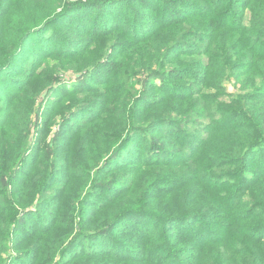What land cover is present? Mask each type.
<instances>
[{
	"label": "trees",
	"instance_id": "trees-1",
	"mask_svg": "<svg viewBox=\"0 0 264 264\" xmlns=\"http://www.w3.org/2000/svg\"><path fill=\"white\" fill-rule=\"evenodd\" d=\"M4 87L0 264H264V0H0Z\"/></svg>",
	"mask_w": 264,
	"mask_h": 264
},
{
	"label": "rangeland",
	"instance_id": "rangeland-1",
	"mask_svg": "<svg viewBox=\"0 0 264 264\" xmlns=\"http://www.w3.org/2000/svg\"><path fill=\"white\" fill-rule=\"evenodd\" d=\"M81 1H85V0H81ZM115 1V0H114ZM120 7V6H119ZM125 6H122V10L124 9ZM156 21L152 20V23L155 24ZM244 22H246V24L249 23L248 21V18L246 17L244 19ZM67 28L66 27V24H64V22H57L55 25H54V28L51 29V32H48L49 35H51L52 33H54L55 31H57L58 29H65ZM41 52H39L38 49H36V47H33L31 46L30 44H28V48L27 49H23V54L25 55L24 56V59L21 61V62H17V63H20L21 65V69H20V73L21 75H24V76H28L29 73L28 72H31V64H39L40 61H43V55L40 54ZM17 61H18V57H17ZM43 65V63L38 67V69H40V67ZM87 72V71H85ZM84 72V73H85ZM28 73V74H27ZM71 75V76H70ZM76 76L74 74H68V77L67 79H72L71 80V85L75 82V78ZM90 81L91 83H93V81L91 80H88ZM70 85V83H69ZM237 86V83L236 81L233 79L231 80L230 82L226 83L225 85V91L226 92H232L235 90ZM6 90H5V87L4 88H1L0 90V96L2 99H0V106H4L5 105V101L7 100V94H6ZM91 112H94V110H90ZM90 111L88 110H83L81 112H79L77 114V119H73V121H80L81 119H86V117H88ZM91 115V113H90ZM71 125V124H70ZM69 126V125H68ZM199 146V145H198ZM257 162H259V160H256ZM64 171H62L60 173V175H62ZM55 183V182H54ZM52 189L49 190L48 192V201L47 203L48 204H51L52 203ZM92 202H96L98 203L99 202V199L98 197H93V200H91ZM53 205V204H52ZM53 207V206H52ZM89 208H91V205L89 206ZM53 217V212H50V219ZM37 227V225H34V228ZM119 227H123V230L124 229H129V227L125 228V226H123V224L121 223ZM38 231L41 232V230L38 228ZM38 233V232H36ZM117 237H119V241L121 242V246L124 244V246H127L129 245L131 242L128 240L127 238V235L126 234H121V233H118L116 234ZM91 248V241H87L86 238H79L77 241H76V244L74 245L72 251L68 254V256L70 255H73L75 256L77 253L79 254H82L83 257H87L85 255V251L87 249ZM11 251V250H10ZM72 259H76V257H73ZM32 262H35L34 260H23L21 259V257H18L16 258L15 260H13L10 264H29V263H32ZM37 264V263H36Z\"/></svg>",
	"mask_w": 264,
	"mask_h": 264
}]
</instances>
